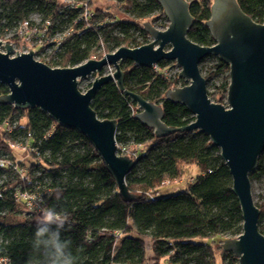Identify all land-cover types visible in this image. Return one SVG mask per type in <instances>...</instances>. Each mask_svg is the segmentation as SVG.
Segmentation results:
<instances>
[{"label": "trees", "instance_id": "obj_1", "mask_svg": "<svg viewBox=\"0 0 264 264\" xmlns=\"http://www.w3.org/2000/svg\"><path fill=\"white\" fill-rule=\"evenodd\" d=\"M85 0H76L81 3ZM193 17L187 37L200 46L215 44L206 22L213 0H185ZM116 12L93 10L85 22L78 20L83 9L68 10L56 0H0V38L13 32L18 23L40 20L37 27L60 38L58 48L44 61L51 68H73L89 59H101L120 47L148 44L143 19L156 16L167 22L155 0H118ZM241 11L257 24L264 23V0H236ZM77 19V20H76ZM89 19V18H88ZM48 20L50 25L45 26ZM146 21V20H145ZM166 26V25H165ZM70 31V32H69ZM69 32L68 36H65ZM10 41L18 43L12 36ZM204 78L209 83L221 77L210 100L224 104L229 85V67L218 58ZM168 62L158 64L164 68ZM124 89L161 107L163 123L180 128L194 122L181 105L165 98L176 86L187 85L178 75L173 80L161 71L125 61ZM8 94L0 83V97ZM100 119L117 123L116 144L136 146L135 165L126 177L135 201L125 203L112 177L89 141L75 130L65 129L39 109L19 110L0 104V158L13 165L0 168V264H41L34 249V233L41 211L27 208L21 192L36 197L42 208L67 213L61 240H69L75 264H238L232 253L219 243L242 233V217L233 195L228 168L209 137L199 131L176 133L157 139L152 128L135 118L137 107L114 82L103 86L91 102ZM17 144L27 161H17ZM264 152L250 174L264 175ZM196 173L182 190L158 196L164 186L185 177L189 168ZM19 169H23L20 174ZM167 184H164L166 183ZM259 223L264 220V200ZM40 209V210H41ZM264 235V226L258 224ZM219 246V247H216ZM219 261V262H218Z\"/></svg>", "mask_w": 264, "mask_h": 264}, {"label": "water", "instance_id": "obj_2", "mask_svg": "<svg viewBox=\"0 0 264 264\" xmlns=\"http://www.w3.org/2000/svg\"><path fill=\"white\" fill-rule=\"evenodd\" d=\"M155 1L168 21L165 30L147 22L144 30L151 39L148 44L120 47L99 60L90 59L77 67L51 68L36 61L33 51L16 52L12 56L11 43L0 41V83L8 89V94L0 97V104L19 110L37 108L60 127L84 136L125 203L136 199L126 185L135 161L119 154L116 121L100 119L91 108L92 100L103 86L114 82L136 105L135 118L152 128L157 139L176 133H204L228 168L231 191L243 221L242 233L235 239L224 240L221 249L232 253L238 264H264V235L258 229L261 212L254 203L250 181V174L264 152V23L253 22L236 0H213L206 26L215 44L200 46L187 37L193 25L188 2ZM208 57H217L229 67L225 105L208 97L206 79L199 70L201 61ZM125 61L143 68L174 61L180 69L178 78L187 85L169 89L165 98L183 106L194 122L180 128L167 127L160 106L126 91L121 69ZM106 68H113V73L103 75ZM92 75L100 76L95 77L86 92H81L79 82Z\"/></svg>", "mask_w": 264, "mask_h": 264}, {"label": "rangeland", "instance_id": "obj_3", "mask_svg": "<svg viewBox=\"0 0 264 264\" xmlns=\"http://www.w3.org/2000/svg\"><path fill=\"white\" fill-rule=\"evenodd\" d=\"M117 1L118 0H94L90 6L93 10L100 8V9H105L108 12H116V10L118 8V4H117L118 2ZM33 18L36 19L35 22H38L40 20L38 15H33ZM155 18L156 17L153 16L149 19H143L141 22H144V23L149 22L156 29L160 28L161 26L162 27L168 26V24L167 23L165 24L164 21H159L160 23L156 22ZM8 41H10V40H8ZM150 41H151V39H150ZM10 42L13 43L12 41H10ZM13 44H14V46H13L12 56H15L16 52L23 49V48H22V45L20 42H18L17 44L16 43H13ZM168 49H169V47L166 48V50H168ZM215 58H217V57H208V58L202 60L201 63L199 64V70H200V73L203 77L206 76L210 71H213L211 69V67H213V65H215V63L217 62ZM113 71H114L113 68H106L103 75L110 74ZM158 71H161L166 77L173 80L174 77L179 74L180 69L178 67H176L175 62L172 61V62H168L164 68L158 66ZM99 76L92 75V76H90L84 80H81L78 84V89L83 93L86 92L90 88L95 77H99ZM220 80H221V77H216V78L212 79L211 81H209V83L206 82L207 91L212 92L214 90V88L219 84ZM176 87H180V86H176ZM223 105H225V102ZM21 148L22 147H18L17 148L18 150H16L18 152H15L16 160L26 162L27 161L26 153L24 152V149L22 150ZM126 149H128L127 151L129 153H131V152L135 151L136 146L129 144ZM263 166H264V163H263ZM196 171L197 170L195 167H193L192 169L189 168L187 170L186 175L183 178V180L182 179L176 180L172 186L164 185L159 190L158 196L159 197L160 196H168V195L175 194V193L179 192L180 190H182L184 188V186L187 184V182L189 180L193 179L192 177L195 175ZM0 180H1V178H0ZM251 187H252V196H253V200H254L255 205L262 204V202L264 200V175L259 173L256 176H254V178L251 180ZM259 225L264 226V220L261 221L259 223ZM263 232H264V230H263ZM230 237L231 236L229 234H227L224 236V238H222V240H220V241L216 240L220 245V249H221L222 242L224 240L230 239ZM216 247H219V246H216Z\"/></svg>", "mask_w": 264, "mask_h": 264}, {"label": "built area", "instance_id": "obj_4", "mask_svg": "<svg viewBox=\"0 0 264 264\" xmlns=\"http://www.w3.org/2000/svg\"><path fill=\"white\" fill-rule=\"evenodd\" d=\"M56 1L58 2V5L61 4L63 7H65L68 10H74L78 8V6H80L83 9V11H82V14H80L78 20L82 18L85 22H87V20H90L94 14L93 9L90 6L94 0H85L84 2H81V3L76 2V0H56ZM32 20L36 21V19H32ZM159 21H162V20L161 19L156 20V22L160 23ZM38 22H36L35 25H31L30 20L21 21L20 23H18V25L15 26L13 32L11 31V33L7 34L5 37L0 38V41L2 43L10 42L8 40H10L12 36H16L19 39V42L21 43L22 48H23L17 51V54H23V53L26 54L29 51H33L34 58L36 59V61L44 63V61H46V59L53 53L52 51L58 48V44L61 41H59L60 38L50 37V35L47 34V29L38 28L37 27ZM166 23L168 24V21L165 22V24ZM49 25H50L49 21L45 20L43 27L49 26ZM166 28L167 27L161 26L160 28H157V29L162 31V30H165ZM69 32H67L65 36H68L70 34ZM11 45L13 48L14 44L11 43ZM2 52H4V50ZM152 68L157 71L158 64L154 65ZM12 147L18 148V147H22V145L17 144L16 146H12ZM118 149H119L120 155L128 156L132 160L136 158L135 157L136 154L134 151L129 153L127 151L128 149L126 148L118 147ZM12 165L13 164L6 157L0 158V168H10V166ZM19 170L20 171L18 172L22 174L23 169H19ZM164 184H167V182ZM19 197L23 199L24 202H26L27 208L29 210L40 211L41 206H39L38 203L35 201L36 197H33L32 195H29L23 192H21Z\"/></svg>", "mask_w": 264, "mask_h": 264}, {"label": "clouds", "instance_id": "obj_5", "mask_svg": "<svg viewBox=\"0 0 264 264\" xmlns=\"http://www.w3.org/2000/svg\"><path fill=\"white\" fill-rule=\"evenodd\" d=\"M37 217L33 247L41 253V264H75L70 251L71 241L61 240L60 233L68 220L67 213L52 208H42Z\"/></svg>", "mask_w": 264, "mask_h": 264}, {"label": "crops", "instance_id": "obj_6", "mask_svg": "<svg viewBox=\"0 0 264 264\" xmlns=\"http://www.w3.org/2000/svg\"><path fill=\"white\" fill-rule=\"evenodd\" d=\"M93 59V58H92ZM90 60V59H89ZM95 60H97V59H95ZM85 63V62H84ZM97 76H99V75H97Z\"/></svg>", "mask_w": 264, "mask_h": 264}]
</instances>
